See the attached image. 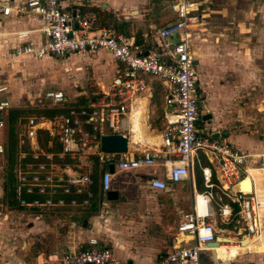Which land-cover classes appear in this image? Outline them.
I'll list each match as a JSON object with an SVG mask.
<instances>
[{
	"label": "built area",
	"instance_id": "obj_1",
	"mask_svg": "<svg viewBox=\"0 0 264 264\" xmlns=\"http://www.w3.org/2000/svg\"><path fill=\"white\" fill-rule=\"evenodd\" d=\"M10 1L0 0V15H37L42 21V39L23 41L9 52L8 61L26 54L35 58L84 56L102 50L122 65L110 91L67 106L51 118L28 116L20 124L14 187L19 207L38 213L87 207L94 197L92 158L101 166L112 164L116 171L160 166L162 176L151 174L147 180L156 190L165 189L167 182L190 181L192 168L197 166L203 188L197 190L191 183L190 208L176 223L173 244L159 254L156 264H199L200 253L211 259V248L228 244L224 240L227 237H233L239 246L253 238H264V153H244L229 142L217 141L200 125V85L191 48L200 15L193 0L174 1L170 6L175 20L157 30L159 39H171L168 51L138 44L132 36L99 26L95 11L74 5L64 8L62 0H24L13 6ZM68 1L72 4L75 0ZM27 34V30L16 32L19 39ZM145 76L165 85L164 109L171 107L163 111L159 143L136 155L102 151L100 136L122 134L125 128L121 123L129 103L146 89ZM5 90L7 85L0 83V94ZM43 95L53 105L65 101L60 89H48ZM9 107L8 99L0 96V128L5 125ZM127 128L131 131L128 121ZM201 156L208 165L201 163ZM252 157L256 165L249 164ZM111 177L107 168L98 174L100 195L111 190ZM246 177L250 180L248 191L241 188ZM229 232L233 236H228ZM210 242L217 244L209 246ZM84 244L65 250L62 264H121L111 248L96 238L90 237Z\"/></svg>",
	"mask_w": 264,
	"mask_h": 264
},
{
	"label": "crops",
	"instance_id": "obj_2",
	"mask_svg": "<svg viewBox=\"0 0 264 264\" xmlns=\"http://www.w3.org/2000/svg\"><path fill=\"white\" fill-rule=\"evenodd\" d=\"M22 1L24 0H11L10 4L13 6ZM62 1L64 8L74 5L80 10L95 11L99 26L111 27L117 32L132 36L138 44L156 47L164 51H168L169 47H171L170 38L159 39L157 37V30L176 18V16L172 19L165 18L169 12L175 15V12L171 11L172 9L169 8L170 5L168 6V4L164 5L161 2L159 5V2L156 3V0H75L72 4L68 0ZM193 1L198 7L200 15V21L197 26H199L201 34L203 29L212 31L215 28L214 32L221 31L219 35L222 38L224 35L231 37L229 33L231 32L234 43H248L247 52L237 50L233 52H219L218 54L215 52L212 54L213 56L210 55L211 62L216 66H220L223 63L226 64V68L233 70L232 78L236 79L234 82L236 85L231 83L232 85L229 86V83L226 82L228 86L226 96H230L228 91L232 89L245 90L246 88L244 87L250 81L245 76L252 72L248 61L251 59L253 61L256 60V55H261L264 58V0H245L248 3H252V5H249L248 10L244 11L245 21H239L236 24L233 23L231 18L241 15H234L235 0ZM111 12L114 21L112 24H108L104 16H107L106 13L110 15ZM255 13L257 14V18L253 20ZM127 20H130V27L132 26L133 28L135 26L134 31L131 29L128 32L125 29L128 23ZM41 25L42 21L39 17L31 13L0 15V63L2 61L4 63L11 62V66L19 67V73H13L15 75L11 78L14 81L11 82L13 83V87L11 89L9 87L0 94V96L8 99L10 104L5 116V125L0 128V142L5 138L10 145L4 155L0 154V261L7 264H62L60 258L65 250L82 248L88 238L94 237L101 245L111 248L114 259L121 264H156L158 256L162 252H159L160 239L150 231L153 226L151 223L152 219L144 214L147 212L146 208L152 204V200H149V198L172 197L178 199L175 192L181 185L177 186L173 184L185 182L189 188L190 202V185L191 183L194 184L192 177L190 181L167 182L165 189L156 190L148 186L147 180L151 174L156 173L162 176V168L160 166L129 171H116L113 169L111 189L117 192L115 200H107L105 196L100 195L97 188L90 204L85 208L62 209L43 212V214L21 208L16 203L14 195L16 182V131L20 127V124L28 116L51 118L57 114L50 115L53 109L62 111L67 106L75 105V103H85L88 98L97 97L96 95L99 94V91L90 93L89 95L85 94L84 91L75 92V94L65 91L63 92L65 101L59 105L51 104L44 95H42L41 99H37L40 94H43L48 89L63 90L66 88V80H61L60 83H57L52 78L47 80L37 74L39 72H46L49 68L47 64H42L41 66V61L43 59H55V61L61 60L65 62L69 72H72L71 75L74 77L70 81H77L78 84H86V78L83 76L82 70L85 66H90L93 71L92 78H94V84L100 86V88L106 85L109 78H111V81H115L118 75L117 69L120 68V65L107 52L102 50L89 52L84 56L67 54L63 57L45 55L41 58H35L32 55L26 54L8 61L9 52L20 43H23V41H41L42 35L39 32ZM20 30H27V36L19 39L16 36V32ZM240 31L243 32L242 37L237 35ZM222 38L218 45L205 46L202 43L200 45L201 47L209 48L210 52L219 51L223 49L221 48V43L224 42ZM215 48L217 50H213ZM193 53L198 66L201 61L197 58L194 51ZM218 62H221V64L219 65ZM239 63L242 64V68ZM21 70L29 72V75L23 76V73H20ZM145 79L148 84L152 77L146 78L145 76ZM160 84L166 90L165 85L161 82ZM8 85L10 86V81ZM233 86L236 87L233 88ZM41 90L42 93L39 92ZM149 90L150 88L146 85V89L136 97L137 99L135 98V108L132 104L133 101L129 103L128 112L122 120L121 124L125 129L121 133L127 137L126 154L136 155L148 146L150 147L159 143V134L164 124V96L162 106L160 108L152 106V110L150 111L152 115L155 112L159 114L157 116L160 123L157 127L153 128L147 123L149 119L147 98L151 97ZM220 90L217 86L214 90L218 92L216 96L217 104H220V101L222 104L224 103L223 97L219 94ZM69 94L71 95V99ZM25 102H27V105H25ZM143 102L145 103L142 109L144 116L141 119L137 113ZM256 104L260 106L259 103ZM132 107L134 108V112L130 119L131 124L129 128H131V131H129L127 128L128 120L126 118L129 119ZM226 117L223 118L221 115L222 122L220 125L223 127L220 130H218V127L210 130V134L217 141L220 135L224 134L225 139H221L220 142H229L247 154L264 153V142L262 140L239 130L229 131V128L225 127L228 123V117ZM11 143L13 148L11 147ZM11 148L12 157L9 156ZM250 160L252 161H249V164L256 165L253 163L256 160L255 157H252ZM93 161L96 162L94 158H92ZM107 166H101L96 163L93 167L96 170V174H99ZM246 190L249 189L246 188ZM184 213L180 215L177 222L182 218ZM175 233L176 231H174L171 239H169V248L173 244ZM228 239L234 241L231 237ZM216 246L217 248H213L215 260L211 255V260L214 264H229L233 261L232 258L230 261L220 262L217 250L218 248H234V244L222 247H219L220 245ZM247 252L254 251L249 250Z\"/></svg>",
	"mask_w": 264,
	"mask_h": 264
},
{
	"label": "rangeland",
	"instance_id": "obj_3",
	"mask_svg": "<svg viewBox=\"0 0 264 264\" xmlns=\"http://www.w3.org/2000/svg\"><path fill=\"white\" fill-rule=\"evenodd\" d=\"M173 1L174 0H156V3L159 2L160 5V3L162 2L164 3V5L168 4L169 6ZM249 5H252V3H248L245 0H235L234 15L238 14L241 16L238 17L233 15L234 17H232L231 20L234 24L239 21H245L244 11L248 10ZM169 8H171V6ZM106 15L107 16H104L106 21L108 22V24H112V22L114 21L112 12L110 15L107 13ZM174 16H176V14L174 15V13L169 12V14L165 18L172 19ZM253 17V20L256 19L257 14L255 13ZM127 22V27L125 29L128 32L131 31V29H133L134 31L135 26L132 28V26L130 27V20H127ZM235 27L237 28V26ZM214 29L212 31H209L208 29H203L201 34L199 31V26H197L193 29L192 34V52L194 51L197 55V58L201 61L200 64L197 66L200 91L202 93L201 101L198 105V111L201 114H211V119L209 121H203L204 123L202 124V126L206 127L208 131H210L211 129H216L215 127H218V130H220V128L223 127L222 125H220V123L222 122L221 115L223 116V118L228 115V118L226 117L228 119V123L225 127L229 128V131L239 130L240 132H245L247 135H252L255 138H258L264 142V58H262L261 55H256V60L253 61L251 59L250 61H248V63H250V69L252 70V72H250V74L248 73V75L245 76L247 79H250L249 83L244 87L246 89L243 91L232 89L228 91V94H230V96H226V89L228 87L226 82L229 83V86L232 84L236 85L234 83L236 79L232 78L233 70L230 68H226V64H221V62H218L219 65L221 64L220 66H216L215 64H213V62H211L210 55L215 52L216 54H218L219 52H233L237 50L247 52L248 43H234V38L232 37L231 32H229L231 37H227L226 35H224V37L222 38L221 35H219L221 31L214 32ZM237 35L239 37H242L243 32L240 31L239 33H237ZM218 37L219 39L217 40ZM220 37L224 40V42L221 43V48H223L222 50L213 51L217 50L215 48L212 50L213 52H210L209 48L201 47L200 45L201 43L205 46L218 45L219 41H221ZM10 64L11 62L4 63L3 61L2 63H0V83L2 82L6 84L7 89L9 87L10 89L11 87H13V83H11L14 82L11 80L12 76L15 75L13 73H19V67H14ZM42 64L48 65V71L46 70V72H39L37 74L47 80H50V78H52L57 83H60L61 80H66V88L62 90L63 92L68 91L67 93L75 94V92L84 91L85 94L89 95L90 93L97 91H99L100 93L102 90L110 91L109 88L112 82L111 78L108 79V82L104 87L100 88V86L94 84L95 81L94 78H92L93 71L90 66H85V68L82 70L83 76L86 78V84H78L77 81H70L74 77L71 75L72 72H69L68 66L65 64V62L61 60L55 61V59H43V61H41V66ZM239 65L242 68V64L239 63ZM120 67H122V65H120ZM212 67H217L218 69ZM20 73H23V76L29 75V72H24L22 70L20 71ZM148 77L149 76H146V78ZM9 81L10 86L8 85ZM215 85L219 87V89H221L219 94L224 99L223 104L221 103V101L220 104L216 103V96L218 95V92L214 91L216 89ZM147 86L150 88L149 92L151 94V97L147 98V111L149 118L147 120V123L154 128L157 127L160 123V121L158 120L159 114L158 112H155L152 115L150 111L152 110V106L156 108H160L162 106L163 96L166 94V90L160 84L159 80L155 77H152L151 81L148 82ZM235 87L236 86H233V88ZM39 92L42 93V90ZM42 95L43 94H40L37 99H41ZM69 96L71 99L70 94ZM26 103L27 102H25V105H27ZM256 103H259L260 106ZM223 138L225 139L224 134H221L218 141L220 142ZM0 144L2 145L3 149V152L1 154L4 155L5 151L9 149L10 145L7 143V139L5 140V138L2 140V142H0ZM201 163L204 165V162L202 160ZM93 176L97 180L98 174H96V170H94ZM191 177L194 181L195 188H197L196 184H198L201 180L199 169L197 166L192 168V174L190 178ZM181 183L182 182L173 184L177 186L181 185V187L175 192V195L178 199H174L172 197L158 199L149 198V200H152V204L146 208L147 212L144 213L152 219L151 223L153 224V226L150 231H152L154 236H157L160 239L159 252H163L169 248V239H171L172 235L174 234L175 224L178 218L182 213L187 212L190 208L189 188L185 182H183L182 184ZM149 234L151 233L149 232ZM227 235L233 236V233L229 232L227 233ZM232 240L234 239L232 238ZM234 245L235 247L231 249L218 248L217 251L219 252L218 257L220 259V262L230 261L233 258V261L229 264H264V238H253V240L246 241L243 246H238L236 244ZM252 246L254 252H247L248 249ZM214 248H217V246H215ZM207 264L214 263L211 260Z\"/></svg>",
	"mask_w": 264,
	"mask_h": 264
},
{
	"label": "water",
	"instance_id": "obj_4",
	"mask_svg": "<svg viewBox=\"0 0 264 264\" xmlns=\"http://www.w3.org/2000/svg\"><path fill=\"white\" fill-rule=\"evenodd\" d=\"M193 64H197V60H193ZM171 107H166V110H169ZM211 119L210 113H205L201 116V121H209ZM100 149L104 152H115V153H122L125 152L127 149V137L125 135H122L120 133H109V134H103L100 136ZM107 169L109 172L113 171L112 164H108ZM247 180V184L243 183L242 188L250 189V180L248 177L244 179V181ZM105 197L107 200H115L117 198V192L115 190H109L106 192ZM216 242H210L208 243L209 246H215ZM209 261H211L210 257L200 253L199 255V264H207Z\"/></svg>",
	"mask_w": 264,
	"mask_h": 264
},
{
	"label": "bare ground",
	"instance_id": "obj_5",
	"mask_svg": "<svg viewBox=\"0 0 264 264\" xmlns=\"http://www.w3.org/2000/svg\"><path fill=\"white\" fill-rule=\"evenodd\" d=\"M137 99V98H136ZM136 99H134V101H133V105H134V108L136 107V103H135V100ZM143 106H145V103L143 102L142 103V105H141V107L139 108V110H138V117H140L141 119H143L142 117L144 116V112L142 111V109H143ZM134 108L132 107L131 108V114L129 115V119H128V123H129V127H130V119H131V117H132V115H133V112H134ZM143 122H145V121H143ZM145 125V124H144ZM148 128V127H147ZM130 130H131V128H130ZM246 181L247 180H245V181H243V183L245 182L246 183ZM242 184V183H241ZM241 188H242V185H241ZM242 190H244V191H248V190H246V188H242ZM228 238H230V237H227V238H225L224 240L226 241V242H228V244H226V245H230V244H232V243H234V244H236L235 243V239L233 238V237H231V238H233L234 239V241H230ZM222 238H220V237H218V240H221ZM222 246H225V244H222V245H220L219 247H222ZM239 246V245H238ZM214 247H212L211 248V254H212V256H213V249ZM249 250H251V251H253V246L252 247H250L249 249H248V251Z\"/></svg>",
	"mask_w": 264,
	"mask_h": 264
},
{
	"label": "trees",
	"instance_id": "obj_6",
	"mask_svg": "<svg viewBox=\"0 0 264 264\" xmlns=\"http://www.w3.org/2000/svg\"><path fill=\"white\" fill-rule=\"evenodd\" d=\"M135 42H136V41H135ZM59 112H60L59 109H53L50 115H53V114H55V113H59ZM44 139H45V136H44V134L42 133L41 140L44 141ZM11 142H12V141H11ZM13 145H14V142H13ZM11 147L13 148L12 143H11ZM12 148H11V150H10V154H9L10 157H12ZM201 160L204 162V165H207V164H208L207 161H206V159H204V157H202V156H201ZM93 165H94V166L96 165V162H95V161H93ZM199 174H200V173H199ZM200 177H201V176H200ZM92 179H93V185L91 186V190H92L93 193L95 194V192L97 191V185H96L97 183H96V179H95L94 176H92ZM196 187H197L198 190H201V189L203 188L202 183H201V180H200V182H199L198 184H196Z\"/></svg>",
	"mask_w": 264,
	"mask_h": 264
},
{
	"label": "flooded vegetation",
	"instance_id": "obj_7",
	"mask_svg": "<svg viewBox=\"0 0 264 264\" xmlns=\"http://www.w3.org/2000/svg\"><path fill=\"white\" fill-rule=\"evenodd\" d=\"M198 68V67H197ZM199 77V76H198ZM201 97H202V93H201V91H200V97H199V100H198V105H199V103H200V101H201ZM203 114H201L199 111H198V116H199V120L201 119V116H202ZM204 122L203 121H201L200 120V125L202 126V124H203Z\"/></svg>",
	"mask_w": 264,
	"mask_h": 264
}]
</instances>
